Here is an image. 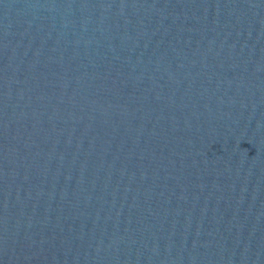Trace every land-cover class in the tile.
Listing matches in <instances>:
<instances>
[{"label": "water", "instance_id": "obj_1", "mask_svg": "<svg viewBox=\"0 0 264 264\" xmlns=\"http://www.w3.org/2000/svg\"><path fill=\"white\" fill-rule=\"evenodd\" d=\"M0 264H264V0H0Z\"/></svg>", "mask_w": 264, "mask_h": 264}]
</instances>
